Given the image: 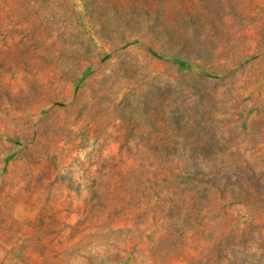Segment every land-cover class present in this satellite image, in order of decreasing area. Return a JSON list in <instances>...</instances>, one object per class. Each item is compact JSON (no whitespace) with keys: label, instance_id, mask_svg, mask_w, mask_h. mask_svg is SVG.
<instances>
[{"label":"rangeland","instance_id":"1","mask_svg":"<svg viewBox=\"0 0 264 264\" xmlns=\"http://www.w3.org/2000/svg\"><path fill=\"white\" fill-rule=\"evenodd\" d=\"M0 264H264V0H0Z\"/></svg>","mask_w":264,"mask_h":264}]
</instances>
